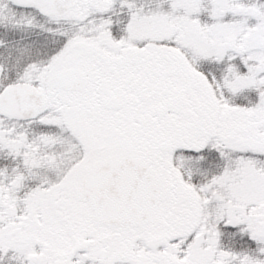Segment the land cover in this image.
I'll return each mask as SVG.
<instances>
[{"label": "snow or ice", "instance_id": "snow-or-ice-1", "mask_svg": "<svg viewBox=\"0 0 264 264\" xmlns=\"http://www.w3.org/2000/svg\"><path fill=\"white\" fill-rule=\"evenodd\" d=\"M0 264H264V0H0Z\"/></svg>", "mask_w": 264, "mask_h": 264}]
</instances>
